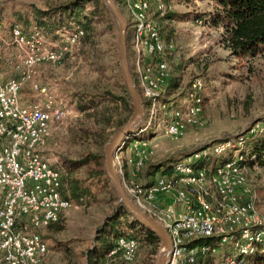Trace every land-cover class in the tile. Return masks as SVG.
<instances>
[{
    "label": "built area",
    "instance_id": "built-area-1",
    "mask_svg": "<svg viewBox=\"0 0 264 264\" xmlns=\"http://www.w3.org/2000/svg\"><path fill=\"white\" fill-rule=\"evenodd\" d=\"M117 1L127 12L128 65L143 107L140 125L113 157L123 189L138 210L167 231L171 246L164 264H193L198 249L188 244L201 238H216L219 246H233L236 254L216 264H247L250 257L264 253V217L246 200L251 197L248 164L255 161L247 154L246 140L248 135L262 132L259 123L245 135L185 155L174 162L169 175L152 184L133 180L152 156L145 135L160 133L176 139L187 128L204 125V82L194 78L181 104L169 102L165 96L171 78L167 56L174 45L164 40L154 19L166 15V0ZM57 34L59 39L51 42L35 26L25 32L19 24L0 22V53L7 46L16 49L13 70L19 74L7 81L0 78V264H45L49 250L41 232L73 206L60 195L59 170L44 157L55 126L69 111L56 104L38 78L41 66H59L72 56L84 29L75 25ZM26 84L45 100L23 105L20 94ZM181 90L179 86L177 93ZM228 153L231 158L223 165L211 171L204 168L209 154L220 157ZM252 166L259 168L256 163ZM163 196L170 198V206L161 205ZM174 206L182 211L177 213ZM138 249L137 240L120 237L108 256L119 255L132 263ZM208 251L215 249L202 248V252Z\"/></svg>",
    "mask_w": 264,
    "mask_h": 264
},
{
    "label": "rangeland",
    "instance_id": "rangeland-1",
    "mask_svg": "<svg viewBox=\"0 0 264 264\" xmlns=\"http://www.w3.org/2000/svg\"><path fill=\"white\" fill-rule=\"evenodd\" d=\"M67 1L70 0H0V8H5L9 14V17L0 21L6 25L13 24L14 17L10 10L20 8V5H34L44 10L52 4ZM115 2L123 15L127 16L119 2ZM102 3L105 7L101 11V17L91 23L94 28L92 43L86 46L77 44L72 56L62 64L55 67L46 64L39 70L38 82L47 89L56 104L64 105L69 111L64 121L55 126L46 153L53 158L51 163L68 176L66 178L78 180L90 189L88 197H83L81 203L73 204L62 214L59 224L41 232L49 250L45 264H85L84 253L92 245L96 228L116 204V193L113 194L110 189L97 188L92 181L85 180L87 170L93 168V165L81 167L74 164L88 154L102 156L104 163V147H100L94 139L95 126L92 119L80 113L76 104L68 100L67 94L95 86L128 100L115 86V83L121 86L125 84L117 45V25L104 0ZM166 3V15L162 18L155 16L154 19L164 40L172 41L174 45L173 53L167 56L168 67L172 75L180 78L179 86L182 88L179 94L176 92L168 100L174 105L181 104L188 83L194 78H201L204 82V125L201 128H187L188 137L184 139H170L160 133L144 136V140L149 141L152 156L142 169V178L138 182L146 184L154 183L160 176L169 175L174 162L185 155L210 147L226 138L245 135L255 124L259 123L262 132L252 135L256 136L254 140L264 139V55L248 63L229 56L220 44L223 27L214 26L210 21L209 16L219 10L214 0H166ZM90 10L92 4H86L80 19L88 16ZM167 15L170 17H166ZM75 25L79 23L71 21L63 28H72ZM44 37L54 42L59 39V34L56 32L53 39ZM15 61L16 49L13 46L3 48L0 53L2 76H16L11 71ZM171 95L173 94L169 96ZM38 98L34 96L30 85L26 84L22 88V104L32 103L40 99ZM130 103L132 105L131 101ZM132 111L131 106V111L123 115L126 121ZM116 130L114 127L108 130L109 141ZM252 136L248 135L247 138ZM252 142L254 141L247 142V150H250ZM230 158V153L220 157L209 154L205 159L208 161L203 166L212 170ZM247 180L251 197L246 200L251 201L256 211L264 217V168L250 166ZM156 252H151L149 247L140 243L137 258L132 263L124 262L119 256L114 260L108 259L103 264H153ZM204 254L202 264H216L217 261L236 253L233 246L228 244L223 247L218 245L214 252L208 251ZM247 264L264 262L248 259Z\"/></svg>",
    "mask_w": 264,
    "mask_h": 264
},
{
    "label": "trees",
    "instance_id": "trees-1",
    "mask_svg": "<svg viewBox=\"0 0 264 264\" xmlns=\"http://www.w3.org/2000/svg\"><path fill=\"white\" fill-rule=\"evenodd\" d=\"M214 1L218 4L219 10L212 16H209L210 21L214 26L220 25L223 27L224 31L220 44L228 52L229 56L247 63L258 56H263L264 0ZM89 3L92 4V10L89 11L88 16L82 17L83 20H81L80 14L86 4ZM104 7L102 0H70L60 4H52L44 10L34 5H20V8L16 7L10 11L14 17L13 23L19 24L25 32L35 26L49 39L55 37L57 30L63 28L71 21H76L84 29V36L80 39L79 43L81 46H86L92 43L94 28L91 26V23L101 17V11L102 9L104 10ZM6 12L5 8H0V19L9 17V14ZM166 17L170 16L167 15ZM133 79L135 83L136 80L134 77ZM179 79V77L171 74L165 90V96H169L179 87ZM115 86L127 96L128 100L123 96L112 94L111 91L102 90L95 86L84 87L83 91L74 90L70 94L67 93L68 100L76 104L77 110L87 115V118L92 119L95 126L94 139L100 147H104L109 141L108 130L112 127L118 129L122 126L126 122V118L123 115L131 111V99L126 84L121 86L115 83ZM254 137L256 136H252L246 140V148L248 141H254L250 150L246 149L249 156L253 155L255 157V161L249 162L248 165L252 166L256 163L258 166L264 168V139L255 141ZM102 159V156L88 154L74 164L81 167L93 165V168L87 170L85 180L92 181L93 185L97 188L103 190L110 189L115 194L105 173ZM207 161L205 160L203 165ZM59 172L61 174V187L59 191L63 199L75 204L81 203L83 197L90 195L89 187H84L78 180L66 178L68 176L62 173V169ZM60 220L61 218L47 229L59 224ZM120 237L133 238L137 240L139 245L141 243L149 247L153 253L157 251L160 242L155 234L141 226L130 215L116 196L115 206L96 228L92 245L84 253L85 264H103L108 259L114 260L119 257V255L112 257L108 255ZM188 247L198 249L193 264H202V256L204 254L202 248L209 247L216 249L218 247V239L201 238L193 240L188 244ZM250 259H259L264 262V253L256 254L250 257Z\"/></svg>",
    "mask_w": 264,
    "mask_h": 264
},
{
    "label": "water",
    "instance_id": "water-1",
    "mask_svg": "<svg viewBox=\"0 0 264 264\" xmlns=\"http://www.w3.org/2000/svg\"><path fill=\"white\" fill-rule=\"evenodd\" d=\"M104 3L108 8L110 14L113 16L117 25V45L119 51L120 66L127 91L132 101L133 108V111L127 121L115 131L110 141L104 146V170L119 201L123 204L130 215L141 226L148 229L159 238L160 244L157 249L153 264H164L166 254L171 246L170 237L167 231L161 225L157 224L152 218L148 217L146 214L135 207V205L126 195L120 177L118 176L114 165V154L140 125L141 118L143 116V107L140 94L134 85L133 77L128 65L126 48V18L120 11L115 0H104Z\"/></svg>",
    "mask_w": 264,
    "mask_h": 264
},
{
    "label": "crops",
    "instance_id": "crops-1",
    "mask_svg": "<svg viewBox=\"0 0 264 264\" xmlns=\"http://www.w3.org/2000/svg\"><path fill=\"white\" fill-rule=\"evenodd\" d=\"M199 21V20H198ZM162 35V34H161ZM163 37V36H162ZM228 53V52H227ZM4 66H5V68H8V66H7V64H4ZM1 67V66H0ZM1 69V68H0ZM1 71H3V70H1ZM11 71H12V73H15L16 74V76H14V77H6V76H2V74H1V72H0V78L3 80V81H7L8 79H10V78H18V76H19V74L17 73V72H15L14 70H13V66H12V68H11ZM40 77V76H39ZM41 81V80H40ZM40 84V86L41 87H43V85L41 84V83H39ZM29 85V84H28ZM31 89V88H30ZM32 90V89H31ZM32 92H33V94H34V96H36V97H39L38 99L39 100H37V101H33L32 103H29V104H24L23 103V105H31V104H34V103H37V102H41V101H44L45 100V97L43 96V95H41V94H39L38 92L36 93V92H34L33 90H32ZM176 92H177V88L175 89V91L172 93L173 95H171V96H166V98H170V97H173L175 94H176ZM54 96V95H53ZM191 132V131H190ZM189 132V133H190ZM188 135V132H186V134H184L182 137H180L181 139L183 138L184 139V137L186 138V136ZM188 137V136H187ZM191 141V140H190ZM48 145V144H47ZM47 149V148H46ZM45 149V151H44V157L45 158H47L48 160H49V162H50V164H51V166L53 167V168H55V169H57L58 170V168L54 165V164H52L51 163V160L53 159V158H50L48 155H47V153H46V150ZM209 170V169H208ZM127 171H128V176H129V168L127 169ZM209 171H211V170H209ZM141 175V176H140ZM140 177L142 178V172L139 174V176L138 177H136V178H134L133 180H136V181H139L140 180ZM144 184H146V183H144ZM160 203H161V205L162 206H164V207H168V206H170L171 205V201H170V198L169 197H167V196H163L162 198H160ZM174 210L177 212V213H179V212H181L182 211V209H181V207H179V206H174ZM66 212V211H65ZM64 212V213H65Z\"/></svg>",
    "mask_w": 264,
    "mask_h": 264
}]
</instances>
